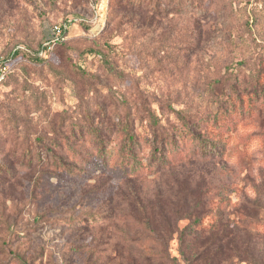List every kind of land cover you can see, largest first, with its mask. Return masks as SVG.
I'll return each instance as SVG.
<instances>
[{"label":"rangeland","instance_id":"obj_1","mask_svg":"<svg viewBox=\"0 0 264 264\" xmlns=\"http://www.w3.org/2000/svg\"><path fill=\"white\" fill-rule=\"evenodd\" d=\"M56 27L68 42L49 61L22 65L0 98L1 110L21 87H34L23 91L21 121L0 126V164L11 172L0 184V264H264V0H0V56L37 50L56 37ZM243 86L246 117L222 160L185 161L129 183L37 165L54 154L71 163L73 154L54 143L72 142L80 127L78 138L88 139V124L113 109L114 92L131 106L150 103L164 124L176 122L173 108L214 129L215 103L231 113L227 96ZM13 139L33 144L32 167L21 164L24 146L13 163L5 144ZM134 193L170 218L185 207L166 246L155 234L135 241ZM194 199L203 202L188 212L184 205ZM196 214L204 237L220 216L229 233L206 248L209 260L196 234L180 244L179 231Z\"/></svg>","mask_w":264,"mask_h":264},{"label":"trees","instance_id":"obj_2","mask_svg":"<svg viewBox=\"0 0 264 264\" xmlns=\"http://www.w3.org/2000/svg\"><path fill=\"white\" fill-rule=\"evenodd\" d=\"M245 26L246 23L241 28ZM65 36L67 37L68 34L66 33ZM67 42V40L54 42L53 49L50 52L45 51L47 48L44 45L37 50H30L25 47L15 48L7 55L6 60H17V64L14 65L12 73L0 87V98L3 96L4 90L12 77L22 65L49 61L51 52ZM41 52H43L42 55ZM237 82L240 84L238 79ZM26 85L25 91L34 88L28 83ZM237 87L236 84L235 88L237 89ZM22 88H20L19 93L14 94L15 96L12 99L7 100L0 110L1 127H9L19 122V110L27 98ZM114 93L111 95L113 109L111 111L106 110V117L98 123L95 121L93 124H88L87 132L90 135L88 139L78 138L79 135L83 134V127H80V129L71 131L74 135L72 142L64 143L65 146L59 142L54 143L56 148L58 146L57 149L66 148L68 153L73 154L71 163L67 158L54 154L47 157L40 156L37 165L47 167L51 172H59L65 176H71L79 167L90 175H107L129 183L138 178L151 177L185 161L224 159L228 152L231 134L237 131L238 125L242 124L243 118L246 117V106L244 105L246 87L244 86L243 91L240 90L237 97L227 96V101L232 103L231 108L233 110H231V113L221 107L219 100L215 103L219 105V108L215 112L212 121V125H216L214 129L207 128L204 124L202 126L196 124L193 121L195 114L192 112L173 108L171 111L175 115L174 121L176 122L172 123L168 120L164 124L163 117L157 115L150 103L144 102L138 105L134 102L131 106L126 98L122 96V98H115ZM33 105L36 106L37 104L34 103ZM97 106L101 105L97 104ZM36 107V110H38L39 106ZM100 111L104 112V109L100 108ZM254 112L255 108H250V114H254ZM5 144L12 145L13 153L11 156L14 159V164L16 163L15 151L20 146L22 148L24 146L25 150L22 154L21 164L26 167L34 165V157L31 155V145L33 144L20 143L15 139L12 140V143ZM41 144L46 148L44 143ZM4 165L7 164H0V184L11 173L9 168ZM14 176L15 173L12 172L5 181L13 179ZM202 202L201 199H194L193 203L184 206H187L188 212H192ZM131 204H133L131 207L137 206V210H133V213L137 214L138 217L133 220L136 223V238L139 235L140 239L135 240L138 245L141 241L148 240L150 237L148 234H155L163 237L166 246L174 234L171 226L172 222L176 216L185 213V207H176L173 209L175 215L170 218L165 207L158 205L153 207L152 204H147L141 194L138 193L133 194ZM157 213H159V216L156 218ZM190 215H195V213ZM193 220L190 226L179 231L180 244L182 247L187 245L196 234L199 247H204L199 254L205 257V260H209L210 254L206 255V248L214 246L217 242H221V239L229 237L227 226L224 225L220 216L212 222L213 229L211 232H207L210 233L209 237H204L202 233L197 232V227L203 225L201 218L197 215ZM203 233L205 234V232ZM141 248L145 249L143 244ZM147 249L150 248L147 247ZM182 255L184 257V251H182ZM195 257L196 254L186 262L191 263ZM184 258L186 259V257ZM23 263L21 258H16L11 260L9 264Z\"/></svg>","mask_w":264,"mask_h":264},{"label":"built area","instance_id":"obj_3","mask_svg":"<svg viewBox=\"0 0 264 264\" xmlns=\"http://www.w3.org/2000/svg\"><path fill=\"white\" fill-rule=\"evenodd\" d=\"M67 28V26L65 27ZM66 31H62L60 28H55V38H52V40H49L46 45H44L47 49L46 52H50L53 49V44L56 41H65L67 37L65 36ZM43 52H41V55ZM7 56H0V87L3 85V83L8 79L10 74L13 71V67L15 64H17V60H6Z\"/></svg>","mask_w":264,"mask_h":264}]
</instances>
